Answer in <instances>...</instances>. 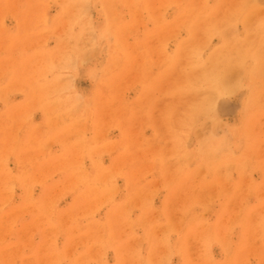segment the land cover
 Masks as SVG:
<instances>
[{"label":"rangeland","instance_id":"rangeland-1","mask_svg":"<svg viewBox=\"0 0 264 264\" xmlns=\"http://www.w3.org/2000/svg\"><path fill=\"white\" fill-rule=\"evenodd\" d=\"M263 26L264 0H0V264H264Z\"/></svg>","mask_w":264,"mask_h":264},{"label":"bare ground","instance_id":"bare-ground-1","mask_svg":"<svg viewBox=\"0 0 264 264\" xmlns=\"http://www.w3.org/2000/svg\"><path fill=\"white\" fill-rule=\"evenodd\" d=\"M206 3V2H205ZM232 3V2H231ZM234 6H236L237 7V3H236V5L234 4ZM233 6V7H234ZM236 7H234V8H236ZM234 8H233V10H234ZM242 8V7H241ZM244 9H245V6H244ZM210 10V9H209ZM240 11V10H239ZM221 12V11H220ZM205 14V13H204ZM232 14V13H231ZM233 15V14H232ZM234 15H235V12H234ZM253 15V14H252ZM251 15V16H252ZM203 16V15H202ZM240 17V16H239ZM263 17V16H262ZM234 17H232V19H233ZM237 18V17H236ZM252 18V17H251ZM260 18H261V16H260ZM239 19V18H238ZM262 19V18H261ZM253 20V19H252ZM248 22H249V20H248ZM209 24V23H208ZM249 25V24H248ZM262 25V24H261ZM233 26V25H232ZM236 26V25H235ZM247 26V25H246ZM264 27V26H263ZM217 28V27H216ZM215 28V29H216ZM253 28V27H252ZM256 28H258V27H256ZM251 41V40H250ZM244 46V45H243ZM255 47V46H254ZM252 48V47H251ZM219 49V48H218ZM251 52V51H250ZM239 61H241V58H240V60ZM245 61V60H244ZM233 67V66H232ZM212 70V69H211ZM232 72V71H231ZM211 75V74H210ZM235 75V74H234ZM239 76V75H238ZM196 77V76H195ZM208 77V76H207ZM204 78V77H203ZM234 78H235V76H234ZM233 79V78H232ZM236 79V78H235ZM253 81V80H252ZM258 83V82H257ZM198 84V83H197ZM225 84V83H224ZM254 85V84H253ZM257 86V85H256ZM263 86V85H262ZM245 87V86H244ZM194 92V91H193ZM230 92V91H229ZM233 92V91H232ZM232 94V93H231ZM234 94V93H233ZM249 94V93H248ZM213 95V94H212ZM250 95V94H249ZM191 96H193V95H191ZM211 96V95H210ZM216 96V95H215ZM214 100V99H213ZM216 100V99H215ZM202 101V100H201ZM212 101V100H211ZM217 101H219V97H218V100ZM217 103V102H216ZM210 105V104H209ZM209 105H208V107H209ZM213 105V104H212ZM216 107V106H215ZM203 108V107H202ZM247 108H248V106H247ZM258 109H259V107H258ZM186 110V109H185ZM203 112H204V110H203ZM182 113V112H181ZM192 114V113H191ZM190 116V115H189ZM189 118V117H188ZM196 119V118H195ZM191 120V119H190ZM184 121V120H183ZM214 122H215V120H214ZM181 124V123H180ZM183 125V124H182ZM193 126V125H192ZM182 127V126H181ZM190 127V126H189ZM245 127V126H244ZM200 128V127H199ZM221 128V127H220ZM196 131V130H195ZM227 134V133H226ZM186 135V134H185ZM240 136V135H239ZM225 138V137H224ZM225 140V139H224ZM247 141V140H246ZM181 143V142H180ZM230 143V142H229ZM230 146V145H229ZM230 148V147H229ZM226 149V148H225ZM180 162V161H179ZM233 162V161H232ZM235 162V161H234ZM226 163V162H225ZM228 164H230V163H228ZM244 166V165H243ZM228 169H226V171H227ZM232 170V169H231ZM230 171V170H229ZM241 172V171H240ZM245 172V171H244ZM227 174H228V172H227ZM172 224V223H171ZM209 226V225H208ZM170 229V228H169ZM184 235V234H183ZM183 237V236H182ZM164 240V239H163ZM161 243V242H160ZM169 247V246H168ZM167 248V247H166ZM167 255V254H166ZM165 255V256H166ZM168 256V255H167ZM166 259V258H165ZM165 259H164V261H165ZM145 260H147V259H145ZM135 261V260H134ZM150 261V260H149ZM167 262V261H166ZM150 264V263H149ZM152 264H154V263H152Z\"/></svg>","mask_w":264,"mask_h":264}]
</instances>
